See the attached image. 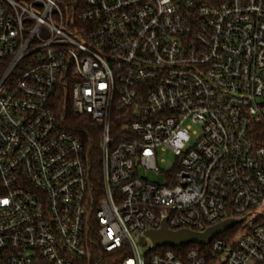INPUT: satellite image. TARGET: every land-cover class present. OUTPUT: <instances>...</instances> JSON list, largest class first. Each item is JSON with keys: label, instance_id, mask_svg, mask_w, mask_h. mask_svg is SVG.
<instances>
[{"label": "built area", "instance_id": "1", "mask_svg": "<svg viewBox=\"0 0 264 264\" xmlns=\"http://www.w3.org/2000/svg\"><path fill=\"white\" fill-rule=\"evenodd\" d=\"M0 264H264V0H0Z\"/></svg>", "mask_w": 264, "mask_h": 264}, {"label": "trees", "instance_id": "2", "mask_svg": "<svg viewBox=\"0 0 264 264\" xmlns=\"http://www.w3.org/2000/svg\"><path fill=\"white\" fill-rule=\"evenodd\" d=\"M65 94L66 93L61 92L56 98V104L54 105L55 111L61 120L64 121L66 127L82 138L93 166L94 182L95 184H98L100 181V156L96 139L93 137L89 139V135L94 136V134L98 131V128L89 120L87 116H75L73 114ZM191 248L200 247L197 245H189L183 247L182 250H188ZM117 256V253L111 254L108 256V262L112 263V260H117Z\"/></svg>", "mask_w": 264, "mask_h": 264}, {"label": "water", "instance_id": "3", "mask_svg": "<svg viewBox=\"0 0 264 264\" xmlns=\"http://www.w3.org/2000/svg\"><path fill=\"white\" fill-rule=\"evenodd\" d=\"M238 223V221L229 220L209 229L203 234H199L187 230L171 232L167 228L166 222H164L159 231L148 232L146 236L155 248H177L189 245L204 247ZM141 244L145 246L146 243L144 239L141 240Z\"/></svg>", "mask_w": 264, "mask_h": 264}, {"label": "rangeland", "instance_id": "4", "mask_svg": "<svg viewBox=\"0 0 264 264\" xmlns=\"http://www.w3.org/2000/svg\"><path fill=\"white\" fill-rule=\"evenodd\" d=\"M160 159L165 160V163L161 164V168L163 170L171 169L175 163V157H173L169 152L160 154ZM146 175L150 180H156L157 179V176L152 174V173H149ZM151 248H152L151 242L148 241L147 245L145 247L141 248V254L145 255Z\"/></svg>", "mask_w": 264, "mask_h": 264}, {"label": "snow or ice", "instance_id": "5", "mask_svg": "<svg viewBox=\"0 0 264 264\" xmlns=\"http://www.w3.org/2000/svg\"><path fill=\"white\" fill-rule=\"evenodd\" d=\"M5 203H6V201H5Z\"/></svg>", "mask_w": 264, "mask_h": 264}]
</instances>
